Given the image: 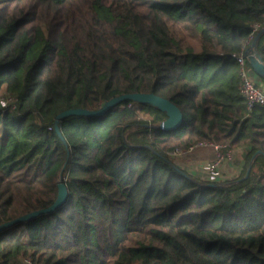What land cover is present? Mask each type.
I'll use <instances>...</instances> for the list:
<instances>
[{
    "label": "trees",
    "instance_id": "16d2710c",
    "mask_svg": "<svg viewBox=\"0 0 264 264\" xmlns=\"http://www.w3.org/2000/svg\"><path fill=\"white\" fill-rule=\"evenodd\" d=\"M263 26L264 0H0V223L68 189L0 231V264H264V106L247 107L236 60ZM131 92L181 124L138 99L62 114ZM203 140L246 148L240 173L170 153Z\"/></svg>",
    "mask_w": 264,
    "mask_h": 264
},
{
    "label": "water",
    "instance_id": "95a60500",
    "mask_svg": "<svg viewBox=\"0 0 264 264\" xmlns=\"http://www.w3.org/2000/svg\"><path fill=\"white\" fill-rule=\"evenodd\" d=\"M264 31V26L259 29V31L254 36L251 46L248 50V61L250 63V66L254 73L259 78H264V61L261 57V55L256 50V41L259 35ZM124 99H138L142 101H150L156 105H158L160 108L167 111L168 116L165 118L161 123L160 126L165 129H172L178 127L182 122V112L180 108L167 99L166 97H163L161 95L152 93V92H131V93H125L118 95L112 99H110L103 107L96 110H89V109H72L65 111L62 114H67L70 112L79 113V114H101L108 110L110 107L119 104ZM68 193V189L64 183V181L61 179L58 181V192L55 200L53 203H51L47 207H43L40 209H35L30 212H27L25 214H22L18 217H15L13 219L4 221L0 223V231L13 226L21 221H27L30 220L40 214L48 213L56 209L58 206L62 204V202L65 200Z\"/></svg>",
    "mask_w": 264,
    "mask_h": 264
},
{
    "label": "built area",
    "instance_id": "2783aa9c",
    "mask_svg": "<svg viewBox=\"0 0 264 264\" xmlns=\"http://www.w3.org/2000/svg\"><path fill=\"white\" fill-rule=\"evenodd\" d=\"M257 28V26H255ZM250 37H252L250 35ZM248 50L242 49L236 54V60L239 67L240 83L238 89L240 94L245 98L247 107L251 109L255 105L264 106V89L256 82L255 73L252 68L247 67L246 61L248 60ZM5 99V98H4ZM0 99V105L7 104V99ZM200 146H210L215 152V158L203 164L204 175L210 180H216L222 173L223 161L231 156L230 150H223L222 144L211 140H203L190 145L187 148L176 147L170 151L171 155H179L186 151L193 150ZM11 264H33L30 258L24 257L23 259H16L11 261Z\"/></svg>",
    "mask_w": 264,
    "mask_h": 264
},
{
    "label": "rangeland",
    "instance_id": "374dc122",
    "mask_svg": "<svg viewBox=\"0 0 264 264\" xmlns=\"http://www.w3.org/2000/svg\"><path fill=\"white\" fill-rule=\"evenodd\" d=\"M191 42L196 46L197 49L199 48L198 43L195 39H191ZM3 96L4 95H0V99L3 98ZM218 143L223 145L222 146L223 150L228 149L231 152L234 149L229 146H226L225 143L223 142H218ZM174 157L181 164V166L185 168L189 173H193L194 175H197V176H203L204 172H203L202 166L207 161H211L215 158V152L213 148L210 146H200V147L194 148L193 150L181 153L179 155H176V156L174 155ZM225 161L226 159L223 161V164ZM224 179H229V177H225L222 174L221 180H224Z\"/></svg>",
    "mask_w": 264,
    "mask_h": 264
},
{
    "label": "crops",
    "instance_id": "0c3cea01",
    "mask_svg": "<svg viewBox=\"0 0 264 264\" xmlns=\"http://www.w3.org/2000/svg\"><path fill=\"white\" fill-rule=\"evenodd\" d=\"M255 80L264 89V81L261 78H259L257 75H255ZM245 153H246V148L244 147L236 148L231 151V156L226 159L221 169L222 174L225 177L232 178L240 173L244 163Z\"/></svg>",
    "mask_w": 264,
    "mask_h": 264
}]
</instances>
